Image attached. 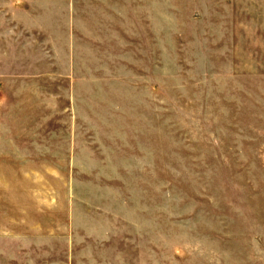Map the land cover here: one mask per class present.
Wrapping results in <instances>:
<instances>
[{
    "label": "rangeland",
    "instance_id": "1",
    "mask_svg": "<svg viewBox=\"0 0 264 264\" xmlns=\"http://www.w3.org/2000/svg\"><path fill=\"white\" fill-rule=\"evenodd\" d=\"M190 1L155 0L148 60L124 45L94 70L107 118L53 151L59 237L66 185L93 208L71 264H264V4Z\"/></svg>",
    "mask_w": 264,
    "mask_h": 264
},
{
    "label": "crops",
    "instance_id": "2",
    "mask_svg": "<svg viewBox=\"0 0 264 264\" xmlns=\"http://www.w3.org/2000/svg\"><path fill=\"white\" fill-rule=\"evenodd\" d=\"M190 3L256 5L264 0ZM154 4L0 0V264H71L76 220L89 222L93 208L78 211L75 189L66 185L67 236L59 237V189L53 181L60 178V161L53 151L80 147L68 144L66 135L99 132L84 129L95 114L107 118L96 110L109 88L93 72L106 67L107 58L116 61L115 55H123L124 45L126 53L145 46L148 60ZM81 162L72 156L66 165ZM60 241L67 247L63 259Z\"/></svg>",
    "mask_w": 264,
    "mask_h": 264
}]
</instances>
